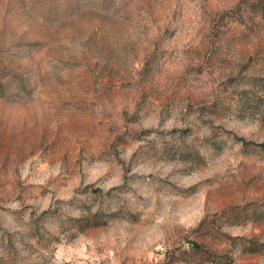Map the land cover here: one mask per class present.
Instances as JSON below:
<instances>
[{
    "label": "rangeland",
    "instance_id": "rangeland-1",
    "mask_svg": "<svg viewBox=\"0 0 264 264\" xmlns=\"http://www.w3.org/2000/svg\"><path fill=\"white\" fill-rule=\"evenodd\" d=\"M0 264H264V0H0Z\"/></svg>",
    "mask_w": 264,
    "mask_h": 264
}]
</instances>
